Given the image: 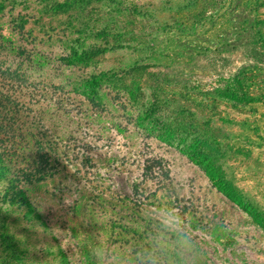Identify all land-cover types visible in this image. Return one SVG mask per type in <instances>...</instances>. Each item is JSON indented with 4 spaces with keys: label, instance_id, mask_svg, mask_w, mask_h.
Listing matches in <instances>:
<instances>
[{
    "label": "trees",
    "instance_id": "16d2710c",
    "mask_svg": "<svg viewBox=\"0 0 264 264\" xmlns=\"http://www.w3.org/2000/svg\"><path fill=\"white\" fill-rule=\"evenodd\" d=\"M40 1V19L45 13L67 12L77 6L76 0ZM17 3L0 0V174L12 173L17 184H35L63 170L74 158L90 165L89 153L95 148L90 139L80 141L68 133L64 140L65 132L58 131L66 119L72 120L81 111L90 117L102 111L108 128L126 136L134 133L181 145L217 192L254 217L253 203L223 166L236 148L223 144L216 123L224 122L217 110L223 103L230 131L232 126L241 127L244 142L239 149L250 156L253 146L264 147V134L252 116L257 112L255 104L264 105L263 34L259 33L256 46L239 52L243 62L204 85L199 73L209 69L199 60L207 56L206 62L224 64L233 48L189 51L180 48L182 34L173 30L163 43L152 37L115 46L133 47L143 57L100 66L99 58L114 49L107 39L103 45H82L70 33L57 38L64 45L57 51L47 45L54 40L51 34L34 33L27 18L15 13ZM72 27L81 32L77 24ZM83 119L78 117L79 124ZM131 193V200H118L129 209L130 221L117 229L131 238L127 239L133 242L131 253L139 255V260L166 245L161 264H176L168 213L195 245L191 253L181 254L185 264H206L201 246L204 236L223 248L237 243L233 230L215 212L208 213L176 194L168 161L161 155L143 156L140 178L133 181ZM119 217L126 219L122 214Z\"/></svg>",
    "mask_w": 264,
    "mask_h": 264
},
{
    "label": "rangeland",
    "instance_id": "374dc122",
    "mask_svg": "<svg viewBox=\"0 0 264 264\" xmlns=\"http://www.w3.org/2000/svg\"><path fill=\"white\" fill-rule=\"evenodd\" d=\"M76 2L67 12L45 13L40 19V0H18L15 13L27 18L34 33L51 34L54 40L47 45L57 51L64 46L57 38L70 33L82 45H103L107 39L114 49L99 58V65L106 67L143 57L133 47L115 46L152 37L163 43L173 30L182 34L180 48L189 51L233 48L224 64L206 62L207 56L199 60L209 69L199 73L204 85L217 74L232 71L243 62L239 52L256 46L259 33L264 36V0ZM97 32L102 36L95 37ZM254 106L257 112L252 116L264 134V105ZM217 110L224 119L216 123L218 135L223 144L236 148L223 166L233 184L253 203L254 217L217 192L203 168L178 143L134 133L126 136L108 128L104 112L90 117L81 111L72 120L66 119L58 132H65L64 140L68 133L80 141L90 139L95 146L89 153L90 165L74 158L63 170L35 184H17L12 173L0 174V264H145V258L139 260V255L131 253L133 242L127 240L131 238L118 234L117 229L130 221L129 209L118 200L132 199L131 186L140 178L145 154L161 155L168 161L180 198L215 212L233 230L237 243L227 248L204 236L201 246L206 264H264V147L253 146L250 156L241 151V127L232 126L231 132L223 103ZM79 116H85L83 124L77 121Z\"/></svg>",
    "mask_w": 264,
    "mask_h": 264
},
{
    "label": "clouds",
    "instance_id": "9594fccd",
    "mask_svg": "<svg viewBox=\"0 0 264 264\" xmlns=\"http://www.w3.org/2000/svg\"><path fill=\"white\" fill-rule=\"evenodd\" d=\"M172 213L167 214V226L174 236V247L177 250L176 264H185L183 255L189 254L195 248L190 234L186 233L176 225V221L172 220ZM222 228L223 225H220ZM167 246L161 245L160 249L155 253H147L145 264H161L162 254L166 252Z\"/></svg>",
    "mask_w": 264,
    "mask_h": 264
}]
</instances>
